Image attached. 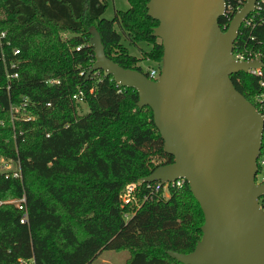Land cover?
<instances>
[{
	"label": "trees",
	"instance_id": "16d2710c",
	"mask_svg": "<svg viewBox=\"0 0 264 264\" xmlns=\"http://www.w3.org/2000/svg\"><path fill=\"white\" fill-rule=\"evenodd\" d=\"M126 1L127 9L106 19L107 0H0V159L20 171V180L0 174V264H92L102 251L127 252L124 264H180L167 252L187 254L200 239L202 213L185 183L169 186L166 198L155 183H142L144 201L136 209L119 198L125 185L172 162L151 110L136 106L134 89L102 70L85 77L94 58L90 27L117 65L148 77L125 40L146 44L143 59L159 69L162 46L152 35L157 21L146 15L147 0ZM224 22L218 18L223 31ZM236 43L264 51V23L239 30ZM11 71L16 78L6 77ZM229 78L256 106L257 77ZM49 79L59 83L48 85ZM77 89L81 102L70 99ZM23 97L26 108L12 116L10 106Z\"/></svg>",
	"mask_w": 264,
	"mask_h": 264
},
{
	"label": "water",
	"instance_id": "95a60500",
	"mask_svg": "<svg viewBox=\"0 0 264 264\" xmlns=\"http://www.w3.org/2000/svg\"><path fill=\"white\" fill-rule=\"evenodd\" d=\"M255 1L247 0L222 31L223 0H147L146 15L157 21L152 35L162 46L155 79L107 58L96 29L88 30L94 58L85 77L102 70L134 89L136 106L151 110L163 152L172 157L140 182L182 180L202 213L193 250L167 252L180 264H264V215L256 202L264 185L253 183L263 120L229 78L261 66L258 58L231 57Z\"/></svg>",
	"mask_w": 264,
	"mask_h": 264
},
{
	"label": "built area",
	"instance_id": "2783aa9c",
	"mask_svg": "<svg viewBox=\"0 0 264 264\" xmlns=\"http://www.w3.org/2000/svg\"><path fill=\"white\" fill-rule=\"evenodd\" d=\"M224 1V14L222 17H224L225 22L222 24V28H226L228 25V22L230 19L233 17V15L238 12L241 7L245 4L247 0H223ZM264 23V0H256L253 4V7L251 11H249L241 20L237 35L240 30V34L244 32V30H251L257 25H261ZM223 31V30H222ZM4 37V33L0 32V46L1 44V38ZM237 38V37H236ZM252 39V38H250ZM8 44V43H6ZM78 49V47H76ZM12 55L18 54V49L12 48L11 49ZM1 60L3 61V54H0ZM231 57L235 61H252L256 58H258L261 66L255 67V68H248L247 73L254 75L257 77V84H258V89L259 92L255 96V103L256 106H254L255 110L259 113V115L262 117L263 120V125H262V130H261V138H260V147L259 151L256 157V172L253 177V183L256 186H261L264 185V78L262 76V68H264V51H259V50H253L250 48H246L245 45L243 44H238L236 43L235 45L232 46L231 50ZM16 66V63L11 61L9 63V68L14 69ZM159 69L158 68H148L146 70L148 77L150 79H155L157 74H158ZM82 74V72H80ZM6 77L8 78H16L17 73L15 71L7 72ZM59 81L57 79H49L46 81V84L52 85V84H58ZM8 88V86H7ZM82 91L80 89H77L73 94L70 96V99L76 101V102H81L82 101ZM48 106L49 103H46ZM27 106V99L23 97L21 99V102L19 106H10V111L11 115L13 116L14 113H16L18 110H24ZM23 119L28 120L29 117L27 115L22 114ZM0 174H3L5 177H10L12 179H17L20 180V171L19 167L16 162L12 160H1L0 159ZM184 182L182 180H176L173 183H166L164 185H160L159 183H155L157 185L156 190L161 188V197L164 198V192L167 194V189L169 186L171 187H180ZM142 182L139 183H131L127 184L123 187L122 189V194L123 196H119L120 201L123 205H129L130 207L136 206L134 205L136 203L135 200L138 199V195L140 193V185ZM145 186L148 188V186L151 183H144ZM124 197V198H123ZM144 201V198L141 199L139 204L134 207L138 208L140 204ZM21 202L23 203V199H21ZM257 205L261 212L264 215V194L259 196L256 200ZM18 210H22L21 205H17ZM26 222V215L25 213L21 216L19 223L24 224Z\"/></svg>",
	"mask_w": 264,
	"mask_h": 264
},
{
	"label": "rangeland",
	"instance_id": "374dc122",
	"mask_svg": "<svg viewBox=\"0 0 264 264\" xmlns=\"http://www.w3.org/2000/svg\"><path fill=\"white\" fill-rule=\"evenodd\" d=\"M128 8V3L126 0H107L105 10L102 14L103 18L110 19L112 18L114 11L116 10H125ZM115 28L116 25H114ZM123 45L127 47V50L130 54L135 55L140 60L137 62V65L141 67L143 71H146L148 68H155L157 64L155 62H151L143 59L142 51L147 50L148 46L143 42H138L135 45H129L127 41H121ZM86 107L81 103L80 109L78 110L79 114H83L86 112ZM123 196L122 190L120 191L119 196ZM164 198L167 197V194L164 192ZM124 198V197H123ZM136 203L134 205H138L141 199L138 196V199L135 200ZM139 201V202H138ZM136 206H132L133 208ZM136 209V208H134ZM128 258V253L125 251L113 252V251H102L97 258L93 261L92 264H124L126 259Z\"/></svg>",
	"mask_w": 264,
	"mask_h": 264
}]
</instances>
